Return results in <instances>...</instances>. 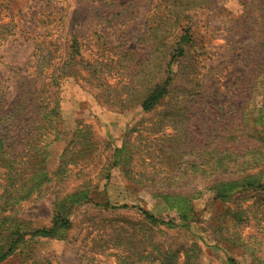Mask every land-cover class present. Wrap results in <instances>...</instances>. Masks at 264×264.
I'll use <instances>...</instances> for the list:
<instances>
[{"label": "rangeland", "instance_id": "obj_1", "mask_svg": "<svg viewBox=\"0 0 264 264\" xmlns=\"http://www.w3.org/2000/svg\"><path fill=\"white\" fill-rule=\"evenodd\" d=\"M196 1L0 0V264H264V0Z\"/></svg>", "mask_w": 264, "mask_h": 264}, {"label": "trees", "instance_id": "obj_2", "mask_svg": "<svg viewBox=\"0 0 264 264\" xmlns=\"http://www.w3.org/2000/svg\"><path fill=\"white\" fill-rule=\"evenodd\" d=\"M178 0H171V4L176 2ZM181 1V0H180ZM192 3V1H191ZM200 0H197L196 3L194 4H199ZM170 4V3H169ZM179 4V3H178ZM263 6H264V2H262ZM177 4H174L171 6V10H169L170 14H173V16H175L176 19H178L177 17V12H174L175 9L178 8V6H176ZM169 15V14H168ZM180 34H178L177 36V42L175 44V49H173L170 53V57L172 59L175 58H179V57H183L184 54H186V51L188 50V46L190 47L191 42H193V37H192V32H191V25L190 23H186L185 26H183L182 28H180L179 30ZM73 43L71 42L70 44V48H74L75 51V47H76V41L75 38L73 37ZM53 52L50 50L46 51V54H43L41 56V59H46L47 61H49V59L52 58ZM67 66V63H63L62 68L60 69V71L58 72L57 76H54L53 73L54 71H51L49 74V80L48 83L51 85L55 80H62L65 79L67 76V72L65 67ZM170 70L168 69L167 71V77L165 78L164 82L162 83L161 86H159L158 88L153 89L148 96L143 100L142 104H141V108L144 111L150 110L151 108H153V106L166 94L167 92V86L169 83V76H170ZM59 107V104L57 101L53 100L52 101V106L49 108V112H53L54 110H56V108ZM128 208L131 207L133 209H135L144 220V225L146 226H152V227H157V226H163L165 223H167L165 221V219L161 218V217H157L154 216L152 214H150L148 211H146L145 209L139 207V206H135V205H122V206H113V208ZM60 215L57 216V218L54 219L53 221V225L60 223L61 225L67 224L68 220L65 218H60ZM56 217V216H55ZM169 255V252H168Z\"/></svg>", "mask_w": 264, "mask_h": 264}]
</instances>
